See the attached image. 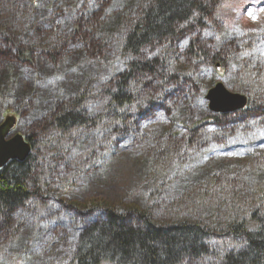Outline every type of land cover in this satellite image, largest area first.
I'll return each instance as SVG.
<instances>
[{
	"label": "rangeland",
	"instance_id": "obj_1",
	"mask_svg": "<svg viewBox=\"0 0 264 264\" xmlns=\"http://www.w3.org/2000/svg\"><path fill=\"white\" fill-rule=\"evenodd\" d=\"M144 1L0 0V125L15 118L6 138L27 130L34 136L38 123L78 94L90 117L67 134L36 132L39 163L44 138L57 139L56 148L46 152L47 170L35 171L39 195L10 213L8 227L0 224V264H76L81 219L108 207L204 223L214 235L223 220L218 198L242 207L241 217L250 218L258 203L264 213V0H219L203 26L185 27L191 30L176 44L167 70L185 76L183 85L160 90L148 79L114 119L103 89L130 62L122 42ZM192 40L212 63L189 55ZM16 48L28 59H16ZM216 83L247 96L255 112L245 106L208 121L216 113L205 96ZM213 240L216 256L238 244ZM206 260L195 263L220 261Z\"/></svg>",
	"mask_w": 264,
	"mask_h": 264
},
{
	"label": "trees",
	"instance_id": "obj_2",
	"mask_svg": "<svg viewBox=\"0 0 264 264\" xmlns=\"http://www.w3.org/2000/svg\"><path fill=\"white\" fill-rule=\"evenodd\" d=\"M218 2L219 0H145L136 9L134 20L130 22L122 42V52L125 57H130V62L126 70L108 88L103 89L107 97L105 110L115 113L112 114L114 119L123 118L126 104L135 99L136 95L132 92L140 89L138 84H145L148 79L155 80L162 87L160 90L183 85L185 76L173 75L167 70L177 52L176 44L185 30H191L185 27L192 28L194 24L203 26ZM86 26L89 25L82 24L79 27L82 28V34L89 37ZM14 50L16 59H28L27 53L22 49ZM154 51L156 52L153 53ZM188 51L196 60L205 56L209 63L213 61L214 57L206 56L194 40L191 41ZM50 57L53 58L52 55ZM154 89L156 90L155 87ZM152 91L154 92L153 89ZM74 97L61 103L46 120L38 123L35 126L38 127L36 132L50 129V133L63 135L89 125L90 117L80 106L84 94ZM253 105L249 100L245 111L253 114ZM232 114H212L208 121H216L217 115ZM36 132L34 136L30 135L29 130L24 134L31 144L28 157L24 161L11 160L0 168V224H5L6 227L11 220L10 213L26 206L33 199V195H39L42 178L35 171L37 167L40 171L47 170L48 166L42 164L47 162L46 152L50 148L49 152L53 153L56 148L54 142L57 139L48 142L44 138L40 147L45 153L39 163V156L35 153L38 147ZM47 143L51 145H46ZM262 194L263 199L264 187ZM213 199L216 200L214 196ZM217 201L219 202L215 206L218 208V215L219 212L222 213L223 220L218 225L221 231H217L216 235L204 223L188 220L156 221L149 210L132 208L122 212L111 207L100 210V213L93 215L92 220L81 219L73 261L76 264H196L195 262L202 260L206 263L205 259L215 261L219 257L217 264H264V213L261 205L256 204L253 215L248 218L240 216L239 210L242 207L237 211L233 203L224 201L222 197ZM1 228L3 227L0 226ZM225 236L231 237L238 244L216 256L217 243L213 239Z\"/></svg>",
	"mask_w": 264,
	"mask_h": 264
},
{
	"label": "water",
	"instance_id": "obj_3",
	"mask_svg": "<svg viewBox=\"0 0 264 264\" xmlns=\"http://www.w3.org/2000/svg\"><path fill=\"white\" fill-rule=\"evenodd\" d=\"M205 98L209 101L208 107L213 113L235 112L243 109L248 103L247 96L228 91L221 83H216L209 89ZM14 122L15 118L7 115L0 125V168L11 160L24 161L31 150L29 142L20 133L6 138L11 133Z\"/></svg>",
	"mask_w": 264,
	"mask_h": 264
},
{
	"label": "bare ground",
	"instance_id": "obj_4",
	"mask_svg": "<svg viewBox=\"0 0 264 264\" xmlns=\"http://www.w3.org/2000/svg\"><path fill=\"white\" fill-rule=\"evenodd\" d=\"M236 112V111H235ZM5 118V117H4ZM4 120V119H3ZM80 231V230H79Z\"/></svg>",
	"mask_w": 264,
	"mask_h": 264
}]
</instances>
